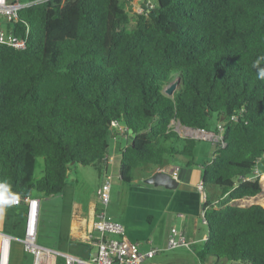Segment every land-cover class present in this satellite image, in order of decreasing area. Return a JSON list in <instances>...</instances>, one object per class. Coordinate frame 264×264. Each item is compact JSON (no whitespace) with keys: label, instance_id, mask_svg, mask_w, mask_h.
I'll list each match as a JSON object with an SVG mask.
<instances>
[{"label":"trees","instance_id":"trees-1","mask_svg":"<svg viewBox=\"0 0 264 264\" xmlns=\"http://www.w3.org/2000/svg\"><path fill=\"white\" fill-rule=\"evenodd\" d=\"M127 5L50 0L18 12L12 30L27 28L26 47L0 46V195H59L72 164L100 171L111 122L133 134L121 151L123 184L141 165L194 166L197 140L169 125L210 132L213 119L225 146L203 165L207 234L194 254L264 264V208L231 204L261 192L258 178L245 179L264 156V80L253 67L264 56V0H154L132 28Z\"/></svg>","mask_w":264,"mask_h":264},{"label":"crops","instance_id":"crops-1","mask_svg":"<svg viewBox=\"0 0 264 264\" xmlns=\"http://www.w3.org/2000/svg\"><path fill=\"white\" fill-rule=\"evenodd\" d=\"M9 1L19 2L23 5H27L30 2V0ZM138 2V0H135L131 4L128 3L127 10L130 17L134 15L132 11L134 10V7L137 6ZM3 27H5L4 24ZM112 131V149H110L107 153L109 159L106 160L104 164H102V168L100 169V171L96 170V168L92 166L95 170V176L93 185L91 186V191L93 190L95 199L92 192H89V194L85 193L84 198H81L80 195L82 192V185L84 181L80 180V177H78V174L79 172L81 173V171L79 169V165L76 164H72L70 166V170L68 171V174L66 176L65 187L61 194L52 195L49 197L40 195L34 197L35 199L39 200L40 211V209L42 208L43 199H46L45 201L47 202L49 198L59 196L58 214L55 221L56 240H54L53 246H41L82 257H87L95 253V248L85 242L84 239L89 231L92 230L95 211L99 206V202L96 197V189L99 187L100 183L105 177L109 178L110 181L116 180L120 184H123L119 179V162L121 151L124 150V148L128 144V138L125 133H120L119 130L114 129ZM117 136L121 138L124 144H119L117 142ZM212 147V151L214 152V145H212ZM198 149L199 148L195 147L194 159L196 155H199ZM261 159H264V156H262ZM210 160L211 159L204 162L202 165H199L194 161V166L186 167L183 162L166 159L162 166H155L156 169L152 170L149 174H139V177L137 179L134 177V181L130 185H128L129 188H132L134 186L130 194V199L135 200V203L138 206L141 204L145 205L144 213L146 216V220L149 218V221H153L155 219V214L158 219H160L162 216L170 212L173 214L175 213L177 217L180 218V220H183L186 215L193 216L194 222H196V219L199 217L198 215L204 204V193L198 191V186L202 183L204 169L203 165ZM158 171H163L171 175L178 183L177 187L175 189L168 190L162 186H153L144 182L146 178L150 177ZM254 177H257L259 179V184L261 187V193L258 195V197L264 198V171L259 173L257 169H255ZM254 177H252V179ZM210 193L214 197H217L219 195V191L214 188L210 189ZM222 199L223 197L218 200L222 201ZM216 201L214 203H217ZM233 202H231V204H233ZM259 203L262 205V201H260ZM263 207L264 206L262 205V208ZM25 213L26 209L23 202L19 203L18 205H14L13 203H8L6 201V195H0V232L9 234L16 238H21L24 231ZM112 220L114 219L112 218ZM114 221L118 222L117 220ZM180 224L183 223L180 222ZM183 229L184 230H180L184 235L185 228ZM171 232V230L168 232L166 239ZM125 233L126 237L130 241L137 242V240L134 239V237L131 235L132 233L129 228L127 230L125 228ZM206 234L203 239L206 237ZM108 237L116 238L114 236ZM196 241L197 240L191 237L188 240V242L190 243H194ZM13 244H15V254L12 259V264H24L25 257H31V255L23 252L22 245L19 242H13ZM145 246L142 245V248L145 249ZM211 263L212 261L209 260L206 264Z\"/></svg>","mask_w":264,"mask_h":264},{"label":"built area","instance_id":"built-area-1","mask_svg":"<svg viewBox=\"0 0 264 264\" xmlns=\"http://www.w3.org/2000/svg\"><path fill=\"white\" fill-rule=\"evenodd\" d=\"M47 1L50 0H34L30 1L27 5H23L19 2L0 0V46H5L19 51L23 50L27 43V28L25 29L23 36L16 35L12 30V27L18 19V12L26 6L44 3ZM126 1L131 4L135 0ZM138 1L140 2V0ZM153 6L154 0H141V5H138L137 3V6L134 7L132 12L134 15L141 14L145 10L152 9ZM3 24L5 27H3ZM6 26H10V29H6ZM110 126L119 130L120 133L127 132L126 128L118 125L116 122H111ZM169 126L171 130L177 133L181 138L208 140L216 149L218 146L221 148L225 146L222 141L221 133L214 134L206 132L202 129H192L182 126L175 120H172ZM108 159V156H106V160ZM251 179L252 178H248L245 180ZM110 187L111 181L109 178L105 177L96 189V197L98 199L99 206L95 211L92 230L89 231L84 239L85 242L95 248V255L82 257L40 246L36 241L39 200L35 198L16 197L13 199L12 203L14 205H18L23 202L26 209L23 236L21 238H16L9 234L0 232V264L11 263L13 242H19L22 245L23 252L31 255L32 264H56L58 258L62 259L63 264H143L144 262L154 258L160 252L182 247L189 248L191 243L184 238L180 229L173 230L170 235H168L165 246L162 249L153 247L151 240L146 241L145 249L142 248L140 243L130 241L126 237L124 226L119 222L112 220L106 212L109 204ZM198 191L203 193L201 184L198 186ZM257 197L258 196L255 198ZM255 198L242 199L238 200V202L249 204L255 203L253 205L257 204L262 206L259 202H264V198L258 197V200L254 202L253 199ZM203 200L204 202L206 200L205 194L203 196ZM199 220L202 225L206 224L203 211L200 212ZM108 236H114L116 238H109ZM205 240L206 237L203 241Z\"/></svg>","mask_w":264,"mask_h":264},{"label":"rangeland","instance_id":"rangeland-1","mask_svg":"<svg viewBox=\"0 0 264 264\" xmlns=\"http://www.w3.org/2000/svg\"><path fill=\"white\" fill-rule=\"evenodd\" d=\"M138 5H141V0L140 2H138ZM134 16L135 15L131 17L130 27L133 26ZM214 124L215 123L213 119L209 121V129L211 133L214 132ZM117 138V142L119 144H124L121 138H119L118 136ZM195 146L200 149H198L199 155H196L194 159L197 164L202 165L204 162L212 158L213 147L210 141L197 139ZM110 149H112L111 142L109 144V150ZM81 167L82 166H79L81 173L79 172L78 177H80L79 179L83 180L84 182L82 185V192L80 196L81 198H84L85 193L89 194V192H92L94 197V192L93 190L91 191V186L94 182L95 167ZM42 169V158H37L34 170V179H39L42 176ZM154 169H156V167L153 165H141L139 169H136L134 171L133 176L137 179L139 177V174H149ZM256 169L259 173L264 171V159L258 161V163L256 164ZM132 188H129V186L126 184H120L118 181L112 180L109 192V204L107 206L106 212L108 216L122 223L125 226L126 230L129 228L132 233L131 235L134 237V239L137 240L138 243L145 246L146 241L151 240L153 247L162 249L165 246L166 236L168 232L170 230L173 231L177 228L182 230H184L183 228H185L184 238L187 241L190 237L197 240L196 242L191 243L189 245V248L182 247L160 252L154 258L144 262L143 264H203L197 260V257L194 254V252L201 247L203 237L206 234V227L201 224L199 217L196 219V222H194L193 216L187 215L183 220H180V218H178L175 213L173 214L169 212L166 215L162 216L160 219H158L155 214V219L148 222L144 213L145 205L141 204L138 206L136 205L135 200L130 199ZM45 200L46 199H43L42 208L38 213L36 241L38 244H40V246H53L54 240H56L55 221L58 214L59 196L49 198L47 202ZM257 200L258 197L253 199L254 202H256ZM233 204L241 207H246L255 203L249 204L243 202H233ZM180 222H182L183 224H180ZM14 254L15 244H12L10 264H12ZM208 261L209 260H206V263H208ZM24 264H31V257H25Z\"/></svg>","mask_w":264,"mask_h":264},{"label":"water","instance_id":"water-1","mask_svg":"<svg viewBox=\"0 0 264 264\" xmlns=\"http://www.w3.org/2000/svg\"><path fill=\"white\" fill-rule=\"evenodd\" d=\"M176 84L175 83H171L165 90V94L166 95H170L174 89H175ZM127 135V140L128 143H130L132 141L133 138V134L131 130H127L126 132ZM144 182L146 184L149 185H153V186H162L168 190H172L175 189L178 185V183L176 182V180L169 175L168 173H165L163 171H158L155 174L151 175L150 177L146 178L144 180ZM202 185V183H201ZM14 197L12 194H6V201L8 203H12ZM96 253H94L93 255H95Z\"/></svg>","mask_w":264,"mask_h":264},{"label":"clouds","instance_id":"clouds-1","mask_svg":"<svg viewBox=\"0 0 264 264\" xmlns=\"http://www.w3.org/2000/svg\"><path fill=\"white\" fill-rule=\"evenodd\" d=\"M261 62H264V56H260L256 59V61L253 64V67L257 68V77L258 79L264 80V68L259 67ZM8 186L6 184H0V188H7Z\"/></svg>","mask_w":264,"mask_h":264},{"label":"bare ground","instance_id":"bare-ground-1","mask_svg":"<svg viewBox=\"0 0 264 264\" xmlns=\"http://www.w3.org/2000/svg\"><path fill=\"white\" fill-rule=\"evenodd\" d=\"M197 135H199V134H197ZM263 180H264V177H263ZM261 181H262V180H261ZM263 182H264V181H263ZM263 182H262V183H263ZM262 205L264 206V202H263V201H262Z\"/></svg>","mask_w":264,"mask_h":264}]
</instances>
